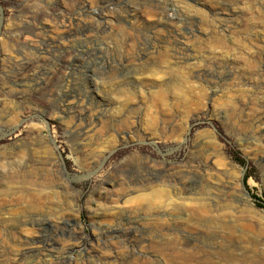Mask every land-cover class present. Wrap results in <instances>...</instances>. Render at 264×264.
I'll list each match as a JSON object with an SVG mask.
<instances>
[{"label":"rangeland","instance_id":"1","mask_svg":"<svg viewBox=\"0 0 264 264\" xmlns=\"http://www.w3.org/2000/svg\"><path fill=\"white\" fill-rule=\"evenodd\" d=\"M263 153L264 0H0V264H264Z\"/></svg>","mask_w":264,"mask_h":264},{"label":"bare ground","instance_id":"2","mask_svg":"<svg viewBox=\"0 0 264 264\" xmlns=\"http://www.w3.org/2000/svg\"><path fill=\"white\" fill-rule=\"evenodd\" d=\"M110 2V1H109ZM81 3V2H80ZM101 3V2H100ZM77 8V7H76ZM85 8V7H84ZM145 8V7H144ZM99 9V8H98ZM94 11V10H93ZM153 11V10H152ZM144 12V11H143ZM148 12V11H147ZM103 13V12H102ZM148 14V13H147ZM155 14V13H154ZM83 16V15H82ZM87 17H90V16H87ZM99 17V16H98ZM106 17V16H105ZM161 17V16H160ZM86 18V17H85ZM101 18V17H100ZM99 18V19H100ZM98 19V18H97ZM70 21V20H69ZM68 21V22H69ZM107 22V21H106ZM76 23V22H75ZM75 25V24H74ZM72 26V25H71ZM82 27H83V24H82ZM71 28V27H70ZM85 28V26H84ZM101 28V27H100ZM105 28H106V25H105ZM109 28V27H107ZM80 29V28H78ZM74 30V29H73ZM89 30V28H88ZM62 31V30H61ZM65 31V30H64ZM68 31V30H67ZM66 31V32H67ZM90 31H91V28H90ZM94 31V30H93ZM69 32V31H68ZM73 32V31H72ZM75 32V31H74ZM63 33V32H62ZM77 33V32H76ZM81 33V32H80ZM87 33V32H86ZM64 34V33H63ZM150 38V37H149ZM95 46V45H94ZM87 51V50H86ZM254 57H252L251 59H253ZM258 59V58H257ZM258 61V60H257ZM254 65H255V62H253ZM80 64V63H79ZM74 66V65H73ZM258 71H260V68H256ZM211 71V69H210ZM201 73V72H200ZM198 74V73H197ZM203 74V73H202ZM205 74V73H204ZM38 76V75H37ZM206 77V76H205ZM29 78V77H28ZM201 78V77H200ZM35 80V78H33ZM30 80V79H29ZM45 80V79H44ZM132 80V79H131ZM133 81V80H132ZM142 84V83H140ZM27 85V84H26ZM161 96V95H160ZM57 97V96H56ZM65 102V101H64ZM69 102V101H68ZM46 104V103H45ZM54 104V103H53ZM56 105V104H55ZM66 105V108L68 106V104H65ZM258 109V108H257ZM101 110V109H100ZM259 110V109H258ZM64 111V110H63ZM72 111V110H71ZM126 111V110H125ZM92 112V111H91ZM258 112V111H257ZM99 113V112H98ZM132 113V112H131ZM135 113V112H134ZM124 114V113H123ZM136 115V114H135ZM93 116V115H92ZM80 117V116H79ZM109 117V116H108ZM135 118V117H134ZM93 119V118H92ZM90 120V119H89ZM91 121V120H90ZM88 126L86 127V129L82 128L81 126L79 125H72L69 128V130H71V132L74 134V136L76 137L77 140L79 141H84L85 139H90V132H91V124H87ZM260 126V125H259ZM96 127V126H95ZM263 127V126H262ZM67 128V129H68ZM154 129V130H152ZM150 131L151 133L150 134H144V138L145 140L147 141H151V138H152V135H153V132H156V128H152ZM173 131V130H172ZM92 133V132H91ZM96 133V132H95ZM95 136V135H94ZM143 136V135H142ZM100 139V138H99ZM91 144V143H90ZM88 145V144H87ZM87 147V146H86ZM199 154L200 156H204V157H209V161L211 160V158L213 157L211 154H208V150L205 148V147H202L200 148V151H199ZM264 154V153H263ZM91 155V154H90ZM93 156V155H92ZM35 157V156H34ZM39 157V156H38ZM33 158V157H32ZM147 158V157H146ZM95 159V158H94ZM93 161V159H90ZM89 160V161H90ZM58 162V161H57ZM155 162V161H154ZM94 163V162H93ZM151 163V162H150ZM48 164V163H47ZM90 164V163H89ZM149 164V163H148ZM137 165V164H136ZM57 166V165H56ZM55 166V167H56ZM59 167V166H58ZM139 167V166H138ZM151 167L153 168V166L151 165ZM161 167V166H160ZM156 168V167H155ZM154 168V169H155ZM158 168V167H157ZM164 168V167H163ZM60 169V168H59ZM160 169V168H158ZM149 170V169H148ZM156 170V169H155ZM162 170V169H161ZM164 170V169H163ZM185 170V169H184ZM166 171V170H165ZM171 172V171H170ZM181 172V171H179ZM165 173V172H164ZM169 173V172H168ZM191 173V172H190ZM195 173V172H194ZM179 174V173H178ZM189 174V173H188ZM153 175V174H152ZM156 175V174H155ZM180 175V174H179ZM220 175H223L221 172H212L211 173V176H210V180L204 184L205 186V196H206V199H210L209 198V195L210 193L214 192L216 194H218V198H215L214 200V203H211V204H200L198 205V207L196 208V211L199 213V214H202V216L204 215V218H207L206 219V226L208 228H213L211 226V223H212V218L210 216L211 214V211L212 209L214 210V212H216L221 218H229L230 219V212L231 211V208H232V200H231V194L229 193L230 189H227L228 186L227 184L222 181L219 176ZM163 176V175H162ZM194 176V175H192ZM173 177V176H172ZM171 177V178H172ZM14 178V177H13ZM17 178V177H16ZM32 178V177H31ZM176 178V177H175ZM182 178V177H180ZM32 180V179H31ZM29 178H17L16 180V184L14 185V187L12 189H51L50 187H48V185H44L43 183H39V181L36 183V182H33L31 181ZM43 181V180H42ZM183 182V181H182ZM176 183V182H175ZM199 186V185H198ZM52 187V186H51ZM180 188V187H179ZM214 195V194H213ZM164 196V197H163ZM234 196V195H233ZM163 199H167V197L165 195H158L156 194L155 196H153L151 199H155V198H162ZM247 198H249V196L247 195ZM151 201V200H150ZM148 201V202H150ZM166 201V200H165ZM211 201V199H210ZM248 201V200H247ZM247 201H245L247 203ZM251 202V201H250ZM153 203V202H152ZM248 206L250 205L249 202L247 203ZM209 205V206H208ZM250 207V206H249ZM29 208V207H28ZM251 208V207H250ZM26 209V208H25ZM32 210V209H31ZM26 211V210H25ZM196 212V213H197ZM18 214V213H17ZM28 215V214H27ZM31 215V214H30ZM197 215V214H195ZM37 217V216H36ZM215 220V219H214ZM25 222V221H24ZM44 223V222H43ZM54 223V222H53ZM65 223V222H64ZM231 222H228V223H224L222 225H220L219 227L217 226L216 229H214L213 231L210 230V232H212L213 236H217L219 238H222L224 241H229L231 243V245H229V247H227L228 249L231 250V252H237V251H240L241 254H244V252L246 253V248L244 246H242V237H241V234L239 232V230L236 228V226L230 224ZM233 223V221H232ZM63 224V223H62ZM47 225V224H46ZM45 225V226H46ZM46 228V227H45ZM137 228V227H136ZM14 230V229H13ZM41 231V230H40ZM39 231V232H40ZM37 232V233H39ZM107 233V232H106ZM126 233V232H125ZM21 234V233H20ZM19 236V235H18ZM21 236V235H20ZM41 236V234H40ZM23 237V235H22ZM132 237V236H131ZM109 238V237H108ZM103 240V239H102ZM105 240V239H104ZM115 240V239H114ZM185 240V239H184ZM117 241V240H116ZM37 242V241H36ZM103 243V242H102ZM110 243V242H109ZM119 243V242H118ZM161 243V241H160ZM105 244V243H104ZM162 244V243H161ZM186 244V243H185ZM244 245V244H243ZM41 247V246H40ZM115 247V246H114ZM157 247V246H156ZM48 248V247H47ZM46 248V249H47ZM44 249V248H43ZM52 249V248H51ZM249 249V248H248ZM166 250V249H165ZM90 251V250H89ZM23 252V251H22ZM184 252V251H183ZM116 253V252H115ZM167 253V252H166ZM31 254V253H30ZM48 254V253H47ZM60 254V253H59ZM168 254V253H167ZM27 255V254H26ZM33 255V254H31ZM19 256V255H18ZM61 256V255H60ZM108 256V255H107ZM160 256V255H159ZM166 256V255H165ZM264 256V255H263ZM31 256H29L30 258ZM99 257V256H98ZM177 257V256H176ZM22 258H25V257H22ZM59 258V257H58ZM31 259V258H30ZM108 259V258H107ZM120 259V258H119ZM19 260V259H18ZM27 260V259H26ZM62 260V259H61ZM162 260V259H161ZM166 260V259H165ZM41 262V261H40ZM172 262V260H171ZM175 262V261H174ZM45 263V262H44ZM48 263V262H47ZM58 263V261H57ZM60 263V262H59ZM124 263V262H122ZM14 264V263H13ZM29 264H30V261H29ZM61 264V263H60ZM245 264V263H244ZM252 264V263H251Z\"/></svg>","mask_w":264,"mask_h":264}]
</instances>
